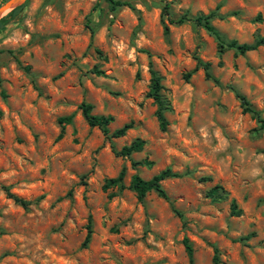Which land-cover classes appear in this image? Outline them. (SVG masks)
Returning a JSON list of instances; mask_svg holds the SVG:
<instances>
[{
	"label": "rangeland",
	"instance_id": "374dc122",
	"mask_svg": "<svg viewBox=\"0 0 264 264\" xmlns=\"http://www.w3.org/2000/svg\"><path fill=\"white\" fill-rule=\"evenodd\" d=\"M125 1L111 11L104 1L23 0L0 17V184L31 202L23 209L0 188V264H264V131L253 135L231 90L264 116V46L219 54L202 27L161 15L164 3L172 18L214 10L225 40L251 42L264 35V0ZM195 57L217 82L200 67L183 78ZM149 62L171 107L164 131L144 95ZM81 101L113 117L109 130L131 128L103 136L84 121ZM136 137L140 151L113 154ZM143 159L150 164L131 167ZM121 167L122 189L102 190ZM166 167L183 173L161 181L168 200L153 191L138 200L127 188L131 174L148 179ZM214 184L225 198L206 195Z\"/></svg>",
	"mask_w": 264,
	"mask_h": 264
},
{
	"label": "trees",
	"instance_id": "16d2710c",
	"mask_svg": "<svg viewBox=\"0 0 264 264\" xmlns=\"http://www.w3.org/2000/svg\"><path fill=\"white\" fill-rule=\"evenodd\" d=\"M98 1H104L109 9L112 11L120 6L126 5L129 6V3L125 0H95V5L98 3ZM22 4L12 8L9 10L6 15L13 16L18 10H20ZM168 3H164L162 6L161 15L165 17V20L167 21V24H180L184 22H191L195 26L202 27L207 33L213 36V38L216 40L217 43V51L220 54L224 48H231L234 50L235 54H243L246 51L253 50L259 45L264 46V35L263 36H255L251 42H242L238 43L234 39L225 40L222 35L214 28V26L211 24V18L214 16H219V14H216V12L209 11L206 14H195L191 15L188 14L187 11L182 12L175 18H172L169 16L168 11ZM216 9V7H215ZM3 18H0V25ZM167 24L163 22L162 29L163 33L167 34ZM89 29H91L89 27ZM91 31V30H90ZM209 62L202 61L198 57H195V65L192 68V70L186 72L183 74V78L187 79L189 75L196 70L197 68H201L203 71L204 78L211 79L214 82H217L216 79L211 75L209 70ZM92 72L96 75H102V71L93 68ZM148 84L147 89L145 92V97L151 98L152 102L155 104V111L154 115L157 120L158 128L161 131H164L167 126V120L164 116V113L167 111H170V103L167 97L162 92V84H161V75L152 68L150 62L148 63ZM234 97L238 100L240 110L242 113H247L251 119H253L255 126L252 128L251 132L253 135H257V133L264 131V116H262L261 111L256 109L252 104L248 101V99L240 92L235 90L234 88H231ZM78 109L80 111L81 116L83 117L84 121L89 127H97L100 132L105 137H121L125 134L126 130L131 128L132 124L131 122L123 123L121 126L114 128L112 130H109L108 124L112 122L113 117L109 114L102 115V114H94L91 112L92 106L90 103L81 101L78 105ZM71 115L60 117L58 119L59 122H70ZM62 129V128H61ZM61 129L59 133L57 134V138L61 135ZM144 144V141L138 137L132 139L128 144L122 145L119 149H112V152L116 156H122L126 157L129 156L132 152H137L142 149V146ZM261 152L264 153V145L261 148ZM150 161L148 160H139V161H130L131 167H135L136 165H149ZM124 175V167H121L118 171L117 175L115 177L107 178L104 180L103 184L101 185L102 190H106L109 187L116 186L119 189H122V178ZM183 173L172 171L168 167L163 168L159 170L157 173L151 175L150 178L144 179L140 177L137 173H133L129 177V182L127 184V188L131 190L136 198L138 200H141L144 195L150 191H153L158 195L159 197L168 200V196L164 190V188L161 185V181L165 178L170 177H181ZM203 180H207L208 178H202ZM0 188L3 190L5 195L10 198L14 203L22 207L23 209H26L28 205L31 203L28 200H25L21 197H18L17 195L13 194L9 191L8 186L0 184ZM112 194H109L111 196ZM206 195L213 200L222 199L227 196V191L224 190V188L219 184H214L211 186L207 191ZM170 207L172 211L179 217L182 218V214L180 211H178L176 208L170 204ZM230 207V213L231 215L237 216L240 214V210L236 208V204L233 199H230L229 202ZM90 216L87 217V224H86V232L83 238V241L81 243L82 246H84L90 236ZM182 244L184 247V250L186 252V255L188 257V260L191 261V255H192V248L188 242V239L186 236L182 237ZM213 251H216V248H213ZM213 261L215 262L216 259L213 256Z\"/></svg>",
	"mask_w": 264,
	"mask_h": 264
},
{
	"label": "water",
	"instance_id": "95a60500",
	"mask_svg": "<svg viewBox=\"0 0 264 264\" xmlns=\"http://www.w3.org/2000/svg\"><path fill=\"white\" fill-rule=\"evenodd\" d=\"M23 0H5L0 4V17L11 10L12 8L20 5Z\"/></svg>",
	"mask_w": 264,
	"mask_h": 264
}]
</instances>
